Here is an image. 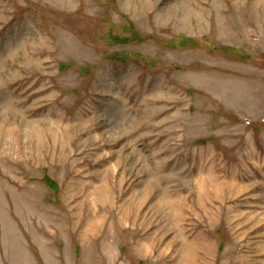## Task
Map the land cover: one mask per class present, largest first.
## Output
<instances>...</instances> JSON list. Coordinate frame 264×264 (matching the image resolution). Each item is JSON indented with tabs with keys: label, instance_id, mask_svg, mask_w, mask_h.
<instances>
[{
	"label": "rangeland",
	"instance_id": "rangeland-1",
	"mask_svg": "<svg viewBox=\"0 0 264 264\" xmlns=\"http://www.w3.org/2000/svg\"><path fill=\"white\" fill-rule=\"evenodd\" d=\"M0 264H264V0H0Z\"/></svg>",
	"mask_w": 264,
	"mask_h": 264
},
{
	"label": "crops",
	"instance_id": "crops-1",
	"mask_svg": "<svg viewBox=\"0 0 264 264\" xmlns=\"http://www.w3.org/2000/svg\"><path fill=\"white\" fill-rule=\"evenodd\" d=\"M234 99H235V100H233V101H238V97H237V98H234ZM245 99H246L245 96L241 98L242 101H244ZM54 257H55V255H54ZM58 259H59V258H58ZM53 261H55V258H53Z\"/></svg>",
	"mask_w": 264,
	"mask_h": 264
},
{
	"label": "trees",
	"instance_id": "trees-1",
	"mask_svg": "<svg viewBox=\"0 0 264 264\" xmlns=\"http://www.w3.org/2000/svg\"><path fill=\"white\" fill-rule=\"evenodd\" d=\"M54 187V186H53Z\"/></svg>",
	"mask_w": 264,
	"mask_h": 264
}]
</instances>
